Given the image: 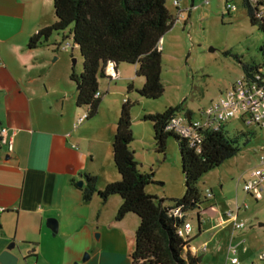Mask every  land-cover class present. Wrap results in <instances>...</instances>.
Returning <instances> with one entry per match:
<instances>
[{"label":"crops","instance_id":"1","mask_svg":"<svg viewBox=\"0 0 264 264\" xmlns=\"http://www.w3.org/2000/svg\"><path fill=\"white\" fill-rule=\"evenodd\" d=\"M54 19L51 0H0V127L12 140L11 150L0 143V251L13 242L17 264H129L137 216L115 220L119 196L102 203L93 194L84 203L75 185L83 173L102 179L98 189L118 179L115 169L98 165L106 160L101 149L106 140L83 136L75 126L84 112L75 107L71 67H57L58 57L27 47L29 37ZM119 66L110 77L106 64L102 78L130 80ZM134 76L141 85L143 79ZM197 211L205 219L201 231L224 224L215 204H201L193 217ZM48 219L55 221L54 230ZM205 253L196 254L199 264Z\"/></svg>","mask_w":264,"mask_h":264},{"label":"rangeland","instance_id":"2","mask_svg":"<svg viewBox=\"0 0 264 264\" xmlns=\"http://www.w3.org/2000/svg\"><path fill=\"white\" fill-rule=\"evenodd\" d=\"M226 1L232 3L234 8L226 10ZM164 4L174 22L159 41L162 94L156 99H146L134 90L127 93L126 84L132 79L133 85L140 86V78H135L132 65L121 63L120 72L130 80H106L98 77L101 90L106 93L101 96L96 114L76 124V128H80L83 136H102L106 140L101 148L106 150V160L98 162V165H101V169H106L107 166L110 170L114 169L110 145L115 120L121 102L125 98L133 102L129 110L132 132L129 147L133 150L138 169L143 172L151 169L154 180L161 182L148 184L144 190L158 198L168 199L178 198L183 194L177 144L168 136L164 155L156 153L151 124L141 120L142 114L162 111L179 103H183L184 110H190L193 116L197 111L207 109L210 103L223 96L224 90L231 86L235 78L242 76L240 63L260 62L257 48L261 42V34L255 26L249 24L241 0H178L177 5L173 0H164ZM67 31L68 29L53 32L38 47L47 53L49 59L54 56L59 58L55 61L57 67L65 63L78 73L81 70V57ZM65 41L71 44V48L52 51L57 42L61 44ZM80 110V113L84 112V108ZM238 116L239 112L235 118L226 121L228 133L252 131L253 134L248 135L245 145L242 144L243 138H240L237 143L239 151L203 174L197 181V187L202 198L204 194L208 196L207 201L202 202L203 205L215 204L224 212L228 208L234 209L236 203L240 206L245 204L237 212V220L242 221L244 227L233 229L230 222L207 232L201 231L202 227L199 235L192 240L194 244L207 241L206 253L200 264H229V246L236 247L237 256L242 262L264 264V225L259 224L264 223V196L255 200L242 190L243 182L251 178L253 171L262 170L264 175V165L259 159L261 156L264 158V127H247ZM91 144L98 146L95 142ZM101 180L97 177L96 187ZM261 184L264 187V176ZM208 189L211 194L207 192ZM185 217L192 224L194 234L196 227L191 211ZM260 256L262 261H259Z\"/></svg>","mask_w":264,"mask_h":264},{"label":"trees","instance_id":"3","mask_svg":"<svg viewBox=\"0 0 264 264\" xmlns=\"http://www.w3.org/2000/svg\"><path fill=\"white\" fill-rule=\"evenodd\" d=\"M51 3L54 21L29 37L27 47L34 48L45 42L53 32L68 29L72 44L81 57V70L75 73L71 66L68 78L75 85V107L84 108V120L97 112L102 96L97 78L106 77L103 69L108 63L135 66V75L143 81L137 88L127 83V93L134 90L146 99H156L162 94L159 41L174 21L164 0H51ZM241 4L249 24L261 34L257 48L260 62L245 64L238 61L242 76L253 81L254 76L264 70V9H261L262 1L252 4L241 0ZM57 44L53 51L57 50ZM96 91H99L97 96ZM132 105L133 102L127 98L121 102L110 145L111 160L118 179L98 189L97 177L83 173L81 200L86 203L95 194L103 203L109 196L117 195L120 204L114 219L119 220L126 213L137 216L129 264H199L197 255L183 254V247L189 241L180 238L176 228L183 223L187 212L207 201L201 197L197 187L201 176L234 156L240 149L238 140L243 138L242 144L245 145L248 135L253 132L236 131L230 134L225 123L213 125L201 121L195 128V142L190 145L165 128L172 117L180 114L186 113L188 120L197 119V113L193 116L190 110H184L183 103L162 111L143 113L141 120L151 124L154 151L163 156L165 141L171 136L179 154L183 194L178 198H158L144 189L148 184L161 182L154 180L151 169L146 172L138 169L133 150L129 147L132 141L129 110ZM175 209L178 214H174ZM200 229L199 223V229L190 241L199 235Z\"/></svg>","mask_w":264,"mask_h":264},{"label":"built area","instance_id":"4","mask_svg":"<svg viewBox=\"0 0 264 264\" xmlns=\"http://www.w3.org/2000/svg\"><path fill=\"white\" fill-rule=\"evenodd\" d=\"M250 3L254 4L258 1H262L261 9H264V0H248ZM175 5L178 4V0H173ZM226 10L233 9L234 5L229 1L225 2ZM177 12L180 10L177 8ZM71 44L69 42H63L57 44V49L66 50L70 48ZM112 71V67H111ZM110 71V77L114 74ZM95 95H99V91L95 92ZM239 112L238 119L247 127H264V70L260 75H255L253 81L246 80L243 76L235 78L231 86L225 89L223 96L212 103L209 104L207 109L202 111H197V119L188 120L185 114H180L172 117L166 124V129L173 131L178 137L184 138L193 145L196 137V126L202 121L203 123L217 124L226 123L227 120L236 117ZM246 115V117H244ZM191 119V118H189ZM84 120V114L77 118L76 124L81 123ZM0 143L7 146L8 150H11V136L6 133L4 127H0ZM260 162L264 165V158L261 156ZM262 170H255L251 173V178L244 181L242 184V190L245 194H248L253 199L264 196V187L261 184L263 178ZM199 207V206H198ZM245 204L242 206L235 204L234 209L228 208L220 217V224L227 221L232 223L233 229H241L244 227L242 221L237 220V212L240 208H244ZM2 209H0L1 211ZM188 213V212H187ZM186 213V214H187ZM174 214H178V210H174ZM185 214V216H186ZM197 217L198 223L204 222V217L200 215L197 211L194 214V219ZM192 224L186 220L183 221L181 225L176 228V234L189 241L183 247V254L188 252L191 255H196L200 252L206 251V243L194 244L190 241L193 233ZM262 257H259V261H262ZM227 260L229 264H254L252 262H242L237 256V249L235 246H229L227 249ZM264 261V260H263Z\"/></svg>","mask_w":264,"mask_h":264},{"label":"water","instance_id":"5","mask_svg":"<svg viewBox=\"0 0 264 264\" xmlns=\"http://www.w3.org/2000/svg\"><path fill=\"white\" fill-rule=\"evenodd\" d=\"M111 67H112V74L115 73V70L113 69V67L115 66L114 63H108ZM7 155H5V159H7ZM75 185L77 187H81L82 186V180H78L76 181ZM195 227H196V231L199 229V223L197 221V217H195ZM50 222H52V225H50ZM55 221H53V219H48L47 223L49 224V226L51 227L52 230H54L55 228ZM260 225H264V223H259ZM14 248V243L10 242L9 244L6 245V247L0 251V264H17L19 256L14 254L11 250ZM86 256V255H85ZM199 260V259H198ZM76 264V263H74Z\"/></svg>","mask_w":264,"mask_h":264}]
</instances>
